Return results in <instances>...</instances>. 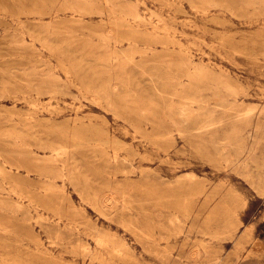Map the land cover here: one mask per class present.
<instances>
[{"label": "rangeland", "instance_id": "obj_1", "mask_svg": "<svg viewBox=\"0 0 264 264\" xmlns=\"http://www.w3.org/2000/svg\"><path fill=\"white\" fill-rule=\"evenodd\" d=\"M0 186V264H264V0H0Z\"/></svg>", "mask_w": 264, "mask_h": 264}, {"label": "bare ground", "instance_id": "obj_2", "mask_svg": "<svg viewBox=\"0 0 264 264\" xmlns=\"http://www.w3.org/2000/svg\"><path fill=\"white\" fill-rule=\"evenodd\" d=\"M109 2H112V1H109ZM114 2V1H113ZM112 4V3H111ZM67 44V43H66ZM190 65V64H189ZM196 65V64H195ZM197 66V65H196ZM29 70V69H28ZM182 85V84H181ZM104 87V86H103ZM105 87H107V86H105ZM104 87V88H105ZM103 89V88H102ZM106 91H107V89H106ZM247 124V123H246ZM236 126V130H239V128H238V126H240V125H235ZM241 127V126H240ZM251 138H252V136H251ZM57 155H58V153H57ZM0 188H1V186H0ZM3 188V187H2ZM1 190V189H0ZM3 203V202H2ZM102 206V205H101ZM103 207V206H102ZM101 212H102V210H101ZM100 213V212H99ZM112 220V219H111ZM113 222V221H112ZM108 239V238H107ZM80 240V239H79ZM76 241V240H75ZM83 241V240H82ZM80 242V241H79ZM79 242H77V243H79ZM83 243H84V241H83ZM80 245V244H79ZM85 246V245H84ZM124 246H125V244H124ZM85 249V248H84ZM131 249V248H130Z\"/></svg>", "mask_w": 264, "mask_h": 264}]
</instances>
